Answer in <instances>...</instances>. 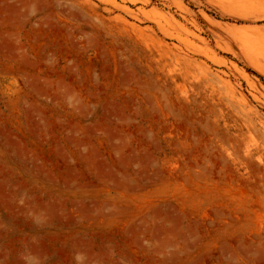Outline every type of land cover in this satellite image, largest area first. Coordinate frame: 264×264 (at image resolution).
I'll list each match as a JSON object with an SVG mask.
<instances>
[{
    "label": "rangeland",
    "instance_id": "rangeland-1",
    "mask_svg": "<svg viewBox=\"0 0 264 264\" xmlns=\"http://www.w3.org/2000/svg\"><path fill=\"white\" fill-rule=\"evenodd\" d=\"M0 264H264V0H0Z\"/></svg>",
    "mask_w": 264,
    "mask_h": 264
}]
</instances>
